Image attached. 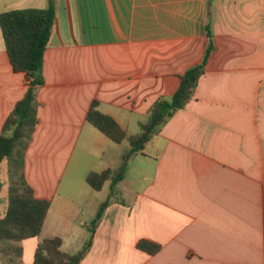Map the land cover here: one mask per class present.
Masks as SVG:
<instances>
[{
	"label": "crops",
	"instance_id": "obj_1",
	"mask_svg": "<svg viewBox=\"0 0 264 264\" xmlns=\"http://www.w3.org/2000/svg\"><path fill=\"white\" fill-rule=\"evenodd\" d=\"M52 3L24 166L50 208L40 234L21 242L27 264L45 238L60 237L69 254L83 249L108 200L80 264H264V0H0V14ZM210 40L192 99L114 188L90 186V172L121 166L127 140L88 122L93 102L133 135L131 125L202 63ZM29 83L0 27V133Z\"/></svg>",
	"mask_w": 264,
	"mask_h": 264
},
{
	"label": "trees",
	"instance_id": "obj_2",
	"mask_svg": "<svg viewBox=\"0 0 264 264\" xmlns=\"http://www.w3.org/2000/svg\"><path fill=\"white\" fill-rule=\"evenodd\" d=\"M55 16L53 3L48 8H25L0 14V27L13 68L25 72L30 82L25 97L17 103L0 133V168L6 161L10 177L7 210L0 216V255L9 260L6 264H25L21 242L40 234L50 208L49 200L35 196L33 188L25 179L24 166L25 152L37 124L35 90L37 85L43 83L44 52L52 33ZM213 48V42L210 40L202 63L181 75L180 85L172 98H162L153 104L148 120L141 123V131L137 135L128 136L126 129L115 118L99 109L98 101L93 102L88 112V122L116 143L128 139L130 148L125 152L119 168L90 172L87 176L90 186L101 190L110 180L111 187L114 188L124 179L129 159L143 151L158 127L192 99ZM2 188L3 182L0 179V193ZM108 203L109 200L101 204L89 227L91 238L83 249L69 254L61 249L60 237L45 238L37 247L34 264H80L90 248L96 224ZM138 246L150 253L160 250V245L148 240H141Z\"/></svg>",
	"mask_w": 264,
	"mask_h": 264
},
{
	"label": "rangeland",
	"instance_id": "obj_3",
	"mask_svg": "<svg viewBox=\"0 0 264 264\" xmlns=\"http://www.w3.org/2000/svg\"><path fill=\"white\" fill-rule=\"evenodd\" d=\"M142 121L146 122V119H143ZM131 132L133 135L140 133L141 131V125L139 123H135L134 125H131ZM124 147H123V151H127V146L129 145V140H125L123 142ZM130 163V161H129ZM126 177V174H125ZM124 177V178H125ZM0 179L3 181L4 186L2 188V192L0 193V212H5L6 209V205H7V201H8V190H9V182H10V177H9V173L7 172V164L6 162H4L1 165V169H0ZM107 187L105 186L104 191H107ZM3 245H5V243H1ZM7 246V245H6ZM6 262H9V260L5 259L4 257H2V255H0V264H6ZM23 262L25 264H27L26 260L23 258Z\"/></svg>",
	"mask_w": 264,
	"mask_h": 264
}]
</instances>
